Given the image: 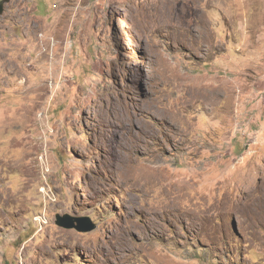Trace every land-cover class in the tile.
I'll return each mask as SVG.
<instances>
[{"label":"rangeland","instance_id":"1","mask_svg":"<svg viewBox=\"0 0 264 264\" xmlns=\"http://www.w3.org/2000/svg\"><path fill=\"white\" fill-rule=\"evenodd\" d=\"M0 264H264V0H6Z\"/></svg>","mask_w":264,"mask_h":264},{"label":"water","instance_id":"2","mask_svg":"<svg viewBox=\"0 0 264 264\" xmlns=\"http://www.w3.org/2000/svg\"><path fill=\"white\" fill-rule=\"evenodd\" d=\"M6 0H0V13L3 10V3ZM55 223L58 226L64 227V228H74L78 231L85 232L94 229L95 223L92 222L89 218H80L71 216L69 214H56Z\"/></svg>","mask_w":264,"mask_h":264},{"label":"bare ground","instance_id":"3","mask_svg":"<svg viewBox=\"0 0 264 264\" xmlns=\"http://www.w3.org/2000/svg\"><path fill=\"white\" fill-rule=\"evenodd\" d=\"M130 122H132V121L130 120Z\"/></svg>","mask_w":264,"mask_h":264}]
</instances>
